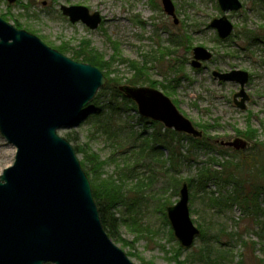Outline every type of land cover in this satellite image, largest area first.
<instances>
[{
	"label": "rangeland",
	"instance_id": "374dc122",
	"mask_svg": "<svg viewBox=\"0 0 264 264\" xmlns=\"http://www.w3.org/2000/svg\"><path fill=\"white\" fill-rule=\"evenodd\" d=\"M170 1L175 18L165 13L162 0H16L13 4L0 0V17L39 38L49 48L57 51L64 48V55L69 58L82 43H88L92 50L109 61L115 57L113 44L116 45L117 58L110 73L106 70L102 73L114 79L118 86H131L128 81L135 75L127 63L120 62L121 58L139 65L147 59L146 75L140 78L136 87L153 88L163 93L204 133V139L216 147L192 149L191 143L183 140L175 146L176 161L169 162V151L158 145L156 149L162 165L135 156L139 152V143L133 144L131 133L144 138L154 129L148 120L140 117L134 103L124 102L121 97L117 99L121 109L111 114L106 109L112 87L108 83L93 100L97 99L96 103L106 113L100 121L90 119L92 112L75 127L57 131L68 141L67 136L71 137L69 142L73 148L82 149L83 153H77L80 163L86 154L105 163L99 179L115 178L117 166L122 168L125 156H130L129 164L139 159L131 177L124 181V191H130L128 196L132 197L134 185L142 183L145 188L139 196L140 206L134 207L133 212L126 211L124 206L113 211L115 218L126 220L128 226L120 225L116 239L110 238L133 264H206L191 257L205 247L213 251L212 262L214 253L222 251L225 259L221 264H260L261 259L264 262V194L258 199L261 211L255 215L234 203H229L232 206L226 209L210 206L211 198L232 195L235 188L232 182H209L203 190L196 186L189 188L190 218L206 235L186 250L181 249L174 238L162 208L167 203L176 204L181 184L195 179L202 168L222 171L217 162L232 160L236 164L240 156L250 155L256 156L254 169H260L258 164L264 163L263 155L258 156L264 149L258 146L264 145V0H238L242 8L236 12H222L217 0ZM61 6L85 7L91 14L98 13L102 22L96 30H89L81 23L71 24L61 14ZM221 17H226L233 28L229 38L223 41L210 27L214 19ZM179 37L183 38L184 45L176 46L173 41ZM189 46L190 51L187 50ZM195 47L213 54L212 60L204 63L199 71L190 65L191 51ZM213 71L248 74L249 80L243 87L248 97L244 109L233 102L234 96L241 91L240 85L219 82L212 76ZM165 130L163 128L161 133ZM252 130L255 137L249 140L244 133ZM235 139L247 142V148L238 151L220 145ZM15 153V148L0 134V175L13 165ZM246 171L247 168L245 174L248 175ZM234 177L236 181L241 180L239 174ZM243 183L246 185L242 195H246L250 181ZM237 196H241V192H237ZM132 217H136L138 226L132 222Z\"/></svg>",
	"mask_w": 264,
	"mask_h": 264
},
{
	"label": "water",
	"instance_id": "95a60500",
	"mask_svg": "<svg viewBox=\"0 0 264 264\" xmlns=\"http://www.w3.org/2000/svg\"><path fill=\"white\" fill-rule=\"evenodd\" d=\"M218 4L223 12L241 9L238 0H218ZM162 5L175 18L171 1L162 0ZM60 9L72 24L82 22L95 30L101 23L100 15L90 14L85 7ZM210 27L221 40L233 30L226 17L213 20ZM192 53L194 69L212 58L202 47ZM212 76L240 85L234 104L244 109L248 74L215 71ZM105 84L97 67L70 59L0 17V134L16 149L13 165L0 175V264H133L105 232L77 154L57 134L62 128L75 127L90 113L84 109ZM118 90L137 105L141 117L177 133L202 137L160 91L132 86ZM221 145L238 151L247 148L240 139ZM188 200L184 183L179 201L166 208L182 249H190L201 236L190 218Z\"/></svg>",
	"mask_w": 264,
	"mask_h": 264
},
{
	"label": "trees",
	"instance_id": "16d2710c",
	"mask_svg": "<svg viewBox=\"0 0 264 264\" xmlns=\"http://www.w3.org/2000/svg\"><path fill=\"white\" fill-rule=\"evenodd\" d=\"M18 25V24H16ZM18 28V26H16ZM182 37L177 38V40L173 41V44L176 46L184 45L182 42ZM185 40V39H184ZM187 41V38L185 42ZM113 48L115 51V57L110 59L109 61H106L103 56L100 53H97L96 51L92 50L89 47L88 43H82L81 47H78V49L75 52L71 53V59L79 62H83L86 64H90L92 66H95L99 68L101 71H107L110 73V69L113 66L114 60L117 58V47L113 44ZM188 51H190V46L187 48ZM59 52L64 54L66 51L64 48L60 47L58 49ZM120 59V58H119ZM153 59V58H151ZM121 63H127L131 70L135 72V75L128 81V84L131 86H136L139 84L140 78L142 76L146 75L147 72V65L149 64V61L147 59L144 60L142 65H139L138 63L134 62H128L125 59H120ZM107 78L108 86H112L111 88V97L109 99L108 106L106 109L111 111V114L114 111H119L121 109V104L118 103L117 99L122 98V101H126L125 98L117 91L116 87L118 84L115 82L114 79H109V76L105 75ZM151 86L153 87V83H151ZM97 99L92 102L89 108L93 110V113L90 116V119H93L95 121H100L102 117L106 113H104V110L102 107H100L96 103ZM97 110V111H96ZM113 111V112H112ZM151 127H153L154 132L149 137L142 138V135H136L135 132L131 133L130 138L133 140V144L139 143V152L135 154V156H138L139 158H147L151 161V163L156 162L158 165H162L163 161L159 159V153L157 146L163 147L167 149L170 153L169 162L176 161L177 158V145L180 144L181 141L186 140L190 142V148H204V149H214L216 148L213 146V144L210 143L209 140L197 139L194 140L190 137L182 136L179 134L174 133L170 130H165L164 133H161V130H163L162 126L159 124L151 123ZM210 128V126L208 127ZM248 134V135H247ZM244 136L248 138L249 140H253L255 137V131L252 130V132H246L244 133ZM69 138V141H72L70 136H67ZM260 147H264V145L258 144ZM76 153H83L82 149L79 147L74 148ZM264 150V149H263ZM260 151L261 153L258 154V156H262L264 159V151ZM256 152V151H255ZM223 155V153H221ZM85 159L83 162H81L82 168L85 170L87 177L89 178L90 184H91V190L93 199L96 203V206L99 211L100 220L104 227L105 232L109 236V238H115L116 239V232L120 225L128 226L126 220H119L115 218V213L113 211L117 210L118 207L124 206L126 207V211L133 212V208L136 206H140V198L139 196L142 195V189L145 186L142 183L135 184L133 187L132 197H129L128 194H130V191H127V193L124 191V181L131 177L132 169L134 167V164L139 160L136 159L135 163L129 164L127 161L130 159V156H125V160L123 163L122 168L117 166V172L116 177L110 176L105 179L97 178L100 175L101 169L105 165L104 162L99 161V159L96 157L93 158V155H85ZM241 159L235 164L232 160H227L223 163L217 162L221 167L222 171H216L213 169L208 168H202L198 171L197 176L195 179H189L185 183H187L188 187L191 189L192 187L196 186L197 188L203 190L205 189L206 185L209 182H218L222 181V184H228L232 182L235 186L234 191L232 195H228L227 197H221L219 199H210V203L212 205L210 206H216L220 209L223 208H229L232 205H229V203L238 204L240 208H243L245 210L252 211V213H256L261 211L259 209L258 205V199L259 196L264 194V163L258 164V167L260 166V169H254V158L256 156L250 155L248 158L247 156H240ZM98 161V162H97ZM212 163H214V160H211ZM264 162V160H263ZM247 168V171L245 174V169ZM252 169V170H251ZM91 171L93 174L91 175ZM239 174L241 180L239 179L236 181L234 175ZM225 176V178H222ZM244 177V178H243ZM250 181V190L246 195H242V191L244 190V184L245 181ZM184 183V182H183ZM176 184H180V181H176ZM196 184V185H195ZM182 185V184H181ZM248 185V186H249ZM237 192H241V196H237ZM243 196V197H242ZM169 204L164 205L165 209ZM164 212V210H163ZM137 214V213H136ZM264 215V213H263ZM132 222L137 225V219L136 217H132ZM264 226V223H262ZM136 229V228H135ZM134 230V229H132ZM206 234L202 233V236L200 239H203ZM232 236V235H230ZM215 239H217L215 237ZM244 247H248L246 242H242ZM251 245L254 247V243H251ZM252 250V248H251ZM214 261H211V258L213 256L212 249L205 247L198 251V253L192 255V260H197L201 262H205L206 264H221V262L225 259V253L222 251H216L214 253ZM195 256V257H194ZM186 262H182L184 264ZM263 259H261L260 264H263ZM255 264V263H253Z\"/></svg>",
	"mask_w": 264,
	"mask_h": 264
},
{
	"label": "bare ground",
	"instance_id": "6f19581e",
	"mask_svg": "<svg viewBox=\"0 0 264 264\" xmlns=\"http://www.w3.org/2000/svg\"><path fill=\"white\" fill-rule=\"evenodd\" d=\"M84 170V169H83ZM84 172H85V170H84ZM85 174H86V172H85ZM90 186H91V184H90ZM92 191V190H91ZM93 196V195H92ZM95 202V201H94ZM96 204V203H95ZM99 212V211H98ZM100 216V215H99ZM103 226V225H102ZM104 228V227H103Z\"/></svg>",
	"mask_w": 264,
	"mask_h": 264
}]
</instances>
